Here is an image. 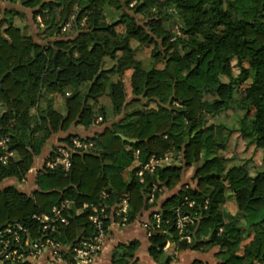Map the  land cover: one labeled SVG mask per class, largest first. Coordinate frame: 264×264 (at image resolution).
Listing matches in <instances>:
<instances>
[{
	"label": "trees",
	"instance_id": "obj_1",
	"mask_svg": "<svg viewBox=\"0 0 264 264\" xmlns=\"http://www.w3.org/2000/svg\"><path fill=\"white\" fill-rule=\"evenodd\" d=\"M7 1L30 10L39 30L28 34L5 16L12 10L0 7V139H7L14 152L7 164L0 161V183L24 181L47 142L74 123L89 117L88 127L100 118L105 127L94 136L71 134L61 139L58 146L66 149L72 148L76 136L93 147L74 151L69 170L43 168L33 195L14 185L1 190L0 232L18 223L29 230L32 240L44 244L52 238L62 256L72 259V249L96 232L88 220L90 209L80 214L75 209L84 203H104L106 229L112 216L130 224L151 211L149 254L156 261L170 241L179 251L218 247V264H264V166L255 164L252 173L249 160L227 170L214 169L219 162L215 154L227 149L233 132L247 139V147L262 152L264 165V0ZM106 8L121 11L119 21L109 22ZM177 21L184 34L196 37L194 45L175 35L169 25ZM117 23L125 26L122 39L115 30ZM131 40L139 47L132 48ZM150 45L154 60L146 68L136 51ZM106 57L113 62L111 67H105ZM232 59L238 75L229 65ZM160 62L162 68L157 67ZM104 95L113 106L115 120L110 123L100 105ZM54 96L62 99V109L55 106ZM134 103L141 107L128 112ZM233 103L243 114L238 127L225 120L208 124L209 115H219ZM168 153L180 164L139 176L153 156ZM192 166L195 186L182 183ZM167 190L174 192L162 198ZM229 196L240 210L237 219L225 210ZM124 200L126 211L120 209ZM186 200L195 202L193 208L183 207L193 219L187 228L191 243L180 241L176 228V209ZM63 201L74 203L65 212L68 224L46 235L33 217L50 214ZM156 213L161 217L159 227ZM246 236L252 237L244 244ZM138 247L137 241L118 246L113 263L140 264Z\"/></svg>",
	"mask_w": 264,
	"mask_h": 264
},
{
	"label": "crops",
	"instance_id": "obj_2",
	"mask_svg": "<svg viewBox=\"0 0 264 264\" xmlns=\"http://www.w3.org/2000/svg\"><path fill=\"white\" fill-rule=\"evenodd\" d=\"M12 4L13 3L10 2L3 3L0 1V7L2 5H5L7 7L6 9L8 10H11V7L9 6H12ZM23 11H25V9H23ZM25 14L29 15L27 10L25 11ZM32 19L33 15H29L28 23L24 26L25 31H30L31 34L34 33L36 26L34 20ZM54 104L59 109L63 108L62 99L59 96H54ZM91 105L92 101H89L88 106ZM90 121L91 119L89 117H86V119H84L81 123H74L68 130L61 131L58 134L54 135L47 142L41 155L35 159L33 167L27 174L26 179L22 182H17L15 179L4 180L0 183V191L3 190L6 186L14 185L21 192L28 195H33L34 192L38 190V175L43 168L47 167L51 152L55 146H58L61 139L71 134L94 136L97 133L101 132L105 127V125H99V121H96L95 123H92L88 127H86L85 125ZM134 165H137V162H135ZM172 193L168 195L165 193L164 195L166 196H163L162 198H166ZM124 202L120 206V209H122V211H126L127 209V206L126 208L124 207ZM94 206L96 205H89L88 203H84L81 208L75 210L77 214H80L83 210L89 208V220L92 213V208ZM73 207L74 203H72L71 205V208ZM114 210L115 209L113 208V210L111 211L112 215ZM150 212L151 211L142 212L140 216L130 224L125 223L123 220L116 221L113 218L114 216H112V220L108 226V229H106V235L102 241V250L96 257L94 264H114L112 259L116 248L122 244L126 245L133 241H137L139 243V247L136 251V256L140 264H193V262L196 260L203 261L208 264H218V259L215 256L219 251L218 247H213L206 251H196L191 249L179 251L176 245L172 244L170 241H168V243L164 247V252L160 256L159 260H154L149 254V241L146 236V230L143 228V223L148 221ZM17 248L24 252L28 262L45 263L51 257L50 248L43 246L40 240H32L30 237L25 238ZM169 258H172V260L168 262ZM0 264L3 263L0 262Z\"/></svg>",
	"mask_w": 264,
	"mask_h": 264
},
{
	"label": "built area",
	"instance_id": "obj_3",
	"mask_svg": "<svg viewBox=\"0 0 264 264\" xmlns=\"http://www.w3.org/2000/svg\"><path fill=\"white\" fill-rule=\"evenodd\" d=\"M66 28V27H65ZM64 28V29H65ZM72 148L66 149L63 146H58L55 151V157L48 161L47 167L55 169L61 167L64 170H69L72 166V156L74 151H88L93 147L91 141H87L84 137L76 136L71 139ZM0 149L3 154L0 157V161L7 164L14 158V152L8 147L7 139H0ZM167 161V157L158 158L153 156L148 163H146L139 171V176H142L144 171L153 172L155 168L161 167ZM105 198V193H103ZM71 201H63L59 206L53 208L50 214L43 213L34 215L33 219L37 220L41 226L42 231L46 234H52L56 232L60 225L68 224V218L65 212L71 209ZM194 201H185L182 206L176 210V228L179 232L182 241L189 242L192 237L188 231V225L193 223V219L188 212H184L183 207L193 208ZM127 202H124L126 208ZM106 206L104 203L94 206L90 215V222L94 225L96 232L93 237L81 241L72 249V259H65L60 253V245L57 244L52 238H46L43 246L51 249V257L45 263L28 262L24 253H21L17 248L22 242L23 237H29V230L24 228L20 224H15L13 227H8L4 231L0 232L2 237L0 241V262H12V264H94L95 259L101 252L103 247V238L106 235V228L104 226V213ZM156 221V227H159L161 217L155 214L153 216ZM143 227L149 229L148 223H144ZM24 234V236H22ZM6 236H9L6 238ZM5 237V238H4ZM15 246V249L13 247Z\"/></svg>",
	"mask_w": 264,
	"mask_h": 264
},
{
	"label": "rangeland",
	"instance_id": "obj_4",
	"mask_svg": "<svg viewBox=\"0 0 264 264\" xmlns=\"http://www.w3.org/2000/svg\"><path fill=\"white\" fill-rule=\"evenodd\" d=\"M0 1L3 2V3L8 2L7 0H0ZM210 1L211 0H206V4H208ZM9 7H11L12 11L9 12L8 14H6L5 16L8 19H11L12 22L15 25L19 26V27H24L25 25H27L29 15L31 16L33 13L30 10H27L29 15L25 14L26 10L23 11V7L21 6V4H19L17 2L15 4L13 3L12 6H9ZM1 8L4 11H8V9H6L7 7L5 5H2ZM106 10H107L106 11V17L108 18L109 22L115 23V21H117L119 19L121 11H119V12L118 11H113L111 8L110 9L106 8ZM32 20H34V19H32ZM38 21L40 22V19H38ZM8 24L9 23H6L5 25H2V27L5 28V27L8 26ZM35 24H36V26H35L34 33H36L39 30L37 23H35ZM71 25H72L71 23L70 24H66L63 27V32L64 33L67 32V30L71 27ZM82 25L86 26L85 22H83ZM182 25L183 24H182L181 21H177V23L170 24L169 26L174 30V33H175V35L178 38H180L182 41H184L185 43H187L189 45H194L195 42H196L195 41L196 37L188 36V35L184 34L182 32V30H181V26ZM115 30H116V32L118 34V39H122L124 37V35H125V26L122 25L121 23H117L116 26H115ZM27 33L29 34L30 31H27ZM130 44H131L132 48L139 47L138 43L135 40H131ZM154 52H155V50H154V46L153 45L140 47L136 51V57H137L138 60H140L143 63L144 67L147 68V67H150L151 64L153 63ZM229 62H230L229 65H231L233 67L234 75H238L240 71H239V69L237 67V61L235 59H232ZM112 64H113V62L109 58L106 57V59H105V67H111ZM157 67L158 68H162L163 67V63H161V62L158 63ZM223 80H228V79L226 77H223ZM125 85H126L127 92L129 94L128 101H130L131 99H133V97L131 96V90H130V84H129V78L128 77L125 80ZM244 87H245V85H243V88ZM236 96H237V94L235 95V97ZM206 98L208 100H210V101L213 99L210 96H206ZM100 105H103L104 108H105V112H106V115L108 117L106 123H110V121L115 120L114 117H113V112H112L113 106H112L110 98L107 95H104L101 98ZM234 105L235 104L233 103L231 109H228L227 111H225V112H223V113H221L219 115H209L208 116V124L215 123V122H218L220 120H225L226 123L229 126H232V125H236L237 126L239 117H241L243 114H242V112H237L233 108ZM140 107H141L140 104L134 103L127 109V111L130 112V111L136 110V109H138ZM117 120H119V118H117L116 121ZM98 121H99V125H103L102 124V119L99 118ZM215 155L219 157V162L216 164L214 169H220L223 166V168L225 170H227L228 168H230L233 165H239V164H241L243 162L245 163L246 161H249V160L251 162V164H250L251 167L250 168H251V172L252 173H254L255 164L262 165V167L264 166L262 164L263 163L262 162V152L260 150H256L255 147H253V146L247 147V139L242 137V135H240V132H233L231 141H230L227 149L225 151L220 152L219 155L217 153ZM166 157H167V161L164 164H162L161 167H165L166 165H170L171 163L180 164V159L177 158L176 156H173V154L168 153L166 155ZM201 161L198 162L197 165H200L202 163ZM194 172H195V167L194 166H192L189 169H187L185 171V173H184L182 183L183 184H191V185L195 186V182L193 181ZM172 192H174V190L173 191H168L167 190L165 193L168 195V194H170ZM163 196H166V195H163ZM186 201H190V200H186ZM225 210L230 215H234V217L236 219L240 216V210L237 207V204H236L234 196H229L228 197V201H227V203L225 205ZM156 214L159 215V213H156ZM144 223H148V221H146ZM148 226H150L149 223H148ZM144 229L146 230L147 238L150 237L153 234V232L150 229H148V230L146 228H144ZM251 237L252 236H246V238H245L243 243L245 244L248 241H250ZM179 240L181 241L180 235H179ZM191 242H192V239L188 243H191ZM176 247L178 249L177 245H176Z\"/></svg>",
	"mask_w": 264,
	"mask_h": 264
},
{
	"label": "water",
	"instance_id": "obj_5",
	"mask_svg": "<svg viewBox=\"0 0 264 264\" xmlns=\"http://www.w3.org/2000/svg\"><path fill=\"white\" fill-rule=\"evenodd\" d=\"M122 137L123 140H127V138L123 137L122 135H120ZM131 142H134V141H131Z\"/></svg>",
	"mask_w": 264,
	"mask_h": 264
}]
</instances>
